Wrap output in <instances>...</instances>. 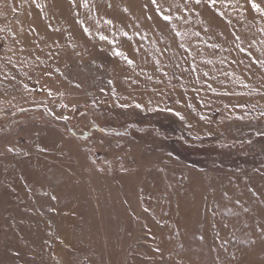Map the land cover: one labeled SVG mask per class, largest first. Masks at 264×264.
<instances>
[{
	"label": "rangeland",
	"instance_id": "1",
	"mask_svg": "<svg viewBox=\"0 0 264 264\" xmlns=\"http://www.w3.org/2000/svg\"><path fill=\"white\" fill-rule=\"evenodd\" d=\"M0 264H264V0H0Z\"/></svg>",
	"mask_w": 264,
	"mask_h": 264
}]
</instances>
